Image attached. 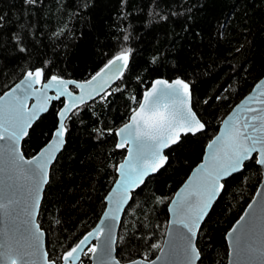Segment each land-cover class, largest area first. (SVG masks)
Here are the masks:
<instances>
[{"label": "trees", "instance_id": "1", "mask_svg": "<svg viewBox=\"0 0 264 264\" xmlns=\"http://www.w3.org/2000/svg\"><path fill=\"white\" fill-rule=\"evenodd\" d=\"M0 16V95L27 70L85 80L122 49L131 50L121 78L65 122V144L51 165L37 217L48 240L77 241L102 213L125 154L115 147V130L138 105L131 97L140 100L159 77L190 84L192 108L205 129L165 151L167 163L132 193L117 232L120 262L154 258L170 198L222 118L264 74V0H0ZM62 102L53 101L29 129L24 156L49 140ZM252 157L223 181L199 229V264L226 263L225 233L261 180Z\"/></svg>", "mask_w": 264, "mask_h": 264}, {"label": "snow or ice", "instance_id": "2", "mask_svg": "<svg viewBox=\"0 0 264 264\" xmlns=\"http://www.w3.org/2000/svg\"><path fill=\"white\" fill-rule=\"evenodd\" d=\"M25 2L34 4L36 0H25ZM0 20H3L2 16H0ZM125 40H127V36H125ZM130 53V49H122L91 80H86L83 83L64 80L59 75L48 77L44 68H35L33 71L27 72L24 80L12 90L13 92L20 91L23 86L21 94L13 96L11 100L0 105V141L5 142L6 157L13 164L20 162L16 168L17 177L33 178L37 189L47 182V165L54 158V153L63 146L64 136L68 131L65 120L71 118L69 114H77L74 109H78L79 104L86 103L85 95H88L89 99L92 98L86 89L95 84L106 69L116 66V70L122 74V69L128 66ZM119 78L115 74L112 76V79ZM45 80L47 82H43ZM36 84H40L41 87H33ZM70 84L80 88L82 94L74 96L68 88ZM50 88H55V96L47 95V90ZM102 91L103 86L98 90L93 89L96 95ZM114 91H120V89H114ZM9 95L7 92L4 93V96H0V101ZM28 95H36L38 98V104L33 105L30 109L25 107ZM61 97L68 99L64 103V107L57 113V127L52 133V140L40 155L24 159L18 150L19 141L29 134L28 130L40 118L41 114L47 112L49 102L59 100ZM100 99H104V97L101 96ZM131 99L138 103V107L132 110L128 122L115 133L120 137V141L116 143L115 147L117 149L127 148L128 151V156L116 168V171L120 173V179L115 181L117 187L113 189L114 193H118L115 207L112 213L105 212V219H102L100 224L88 232L79 243L63 254L61 258L64 264H75V261L79 259L78 253L87 254L82 252V246L93 237L100 239L104 233L108 235V240L105 241V254L110 256L111 232L116 220L115 213L120 210V205L127 201L129 188L138 187L144 183V178L150 173L161 169L168 161L163 150L182 142V135H195L205 129V124L197 118L196 113L192 110L190 86L180 78L171 82L164 79L154 80L152 87L144 92L143 99L137 100L135 96ZM248 111L255 112L257 110L248 109ZM260 111L264 112V109ZM250 119L260 121L259 125H250L247 119L243 125L239 121H235L229 125L224 136L217 137L209 143L208 148L212 149V152L206 157V162L198 167L195 177L189 178L190 183L186 184L177 193V198L172 201L174 207L170 208V211L173 212L176 219L170 221V224H175L177 227L174 229V237L170 243L173 250L178 251L182 256L185 264H195L199 258V251L194 239L201 222L208 214L212 201L224 187L220 180L228 177L232 172L240 170L244 161L253 158V152L259 153V157L255 158L256 163L264 165V116L254 115ZM93 131L102 135L104 131L111 133L112 129H93ZM24 165L28 167L25 168ZM158 200L162 202V198H158ZM6 207L7 205L0 204V209H6ZM38 207L39 197L37 195L32 199L31 206L26 209L27 216L33 217ZM251 207L252 205H249V208ZM244 220L245 217L242 216L240 221ZM240 221L237 223L240 224ZM32 226L36 231L26 230L25 245L15 249L9 246L6 251L0 253V256L8 264H17L18 259L23 261V264H28V260L25 258L36 255L40 241L39 226L34 222H32ZM252 231V222L243 225L239 230L233 229V233H237L235 236V255L237 257L257 253L256 249L244 247ZM177 241H180L178 247ZM152 247L157 248L159 245L153 244ZM87 251L96 253L97 248L93 245ZM157 259L160 258L157 257ZM46 264H57V262L50 260L46 261ZM114 264H120V261L114 260ZM128 264H141V261L130 260ZM144 264H148L146 259ZM151 264H155V262L153 261Z\"/></svg>", "mask_w": 264, "mask_h": 264}, {"label": "water", "instance_id": "3", "mask_svg": "<svg viewBox=\"0 0 264 264\" xmlns=\"http://www.w3.org/2000/svg\"><path fill=\"white\" fill-rule=\"evenodd\" d=\"M113 57H111L109 60H111ZM108 61L105 64H103L93 75H91L89 78H87L85 80H76L74 78H63V77H61V78L64 80L76 81L77 83H83L86 80H91V78L94 75H96L97 72H100V70L102 68H104V66L108 63ZM128 64H129V62H128ZM33 70H27L16 83H14L10 88L5 90L0 95V96H4V93H6V92L10 94L9 96L4 97L3 101H0V105H3L7 101L11 100L13 98V96H19L21 94V92L23 91V86H22L20 91L13 92L12 90L15 89V86L17 84H20V82L22 80H24L28 71H33ZM125 70H126V68H123L122 74H121V72H118L116 70V66H113L111 69H106L105 73L102 74L101 78H99L95 82V84L89 86L86 89V92L92 96V98L89 99L88 95H85L86 103L90 102L91 100H93V99L99 97L100 95H102L103 93H105L110 87H112L121 78V76L123 75ZM113 74H115L116 76H119L120 78L119 79H112ZM50 76H52V75H50ZM177 78H179V77L173 78V79L168 80V81L171 82L172 80H175ZM157 79L167 80L165 78L159 77V78L153 79L152 82L154 80H157ZM105 81H107V83H105ZM43 82H47V81L45 80ZM152 82L143 91L140 100L143 99L144 92L149 90L152 87ZM186 83H188V82H186ZM258 85H259V87H258ZM101 86H103V91L100 92L99 95H96L95 92H93V89L98 90ZM189 86H190V84H189ZM33 87L39 88V87H41V85L36 84V85H33ZM68 88L70 91H72L74 96H80L82 94L80 88L76 87L73 84L68 85ZM190 92H191V88H190ZM47 95L48 96H55L56 95L55 88L48 89ZM60 99H62L63 102H62V105L60 106V108L57 110V113L59 112V110L61 108L64 107V103L67 101L68 98L67 97H61ZM54 101H57V100H54ZM261 101H264V74L253 85L251 90L243 98H241L229 110V112L222 118V120L219 123L218 130H217L216 134L204 146V150H203L201 160L190 170L187 177L184 179V181L181 183V185L175 190L174 194L170 198L168 205H167L168 220H167V225H166L163 241H162V244H161L157 254L155 255V257L150 259V260H147L148 264H151V262H153V261L155 262V264H185V261L182 258V256L179 254L178 251L173 250L172 245L170 243V241H172V239L174 237V229L177 227V225H175V224H170V221H174L176 219L173 212L170 211V208L174 207V205H172V201L177 198V193L180 192L181 189L184 188L186 184L190 183L189 178L195 177V175L197 174L198 167L201 164L206 162V157L208 155H210L212 152V149L208 148L209 143L212 142L213 140H215L217 137L224 136L227 128L229 127V125L231 123H233L235 121H239V123L241 125H243V123L247 119L248 123L250 125L251 124L259 125L260 121H258V120L253 121L250 119V117H252L254 115L255 116H264V112L260 111L261 109H264V103H261ZM52 102L53 101L49 102L48 110H49ZM36 104H38L37 96L36 95H28V98L25 101V107L30 109L33 105H36ZM81 105H83V104H79L78 107ZM191 105H192V95H191ZM137 107H138V105H137ZM248 109H256L257 111L249 112ZM192 110H193V108H192ZM45 113H43V114H45ZM57 113H56V118L58 120ZM43 114H41V116ZM130 115H131V113H130ZM197 118H198V116H197ZM66 120H65V122H66ZM127 122H128V120L126 122H124L122 125H120L118 128H116V130L121 128ZM56 127H57V121H56L55 128L52 130V133L56 130ZM116 130H115V133H116ZM248 130L250 131V129H248ZM28 132H29V130H28ZM52 133H51L49 140L35 154H33L30 157L24 156V154L22 152L21 144H22L23 139L26 136L23 137V139L19 141L18 150L23 155L24 159H31L33 156L40 155L42 150H44L46 148V145H48L49 142L52 140ZM190 135H193V134H190ZM65 136H66V134H65ZM65 136H64V144H65ZM115 136H116V143H118L120 141V137L117 136L116 134H115ZM182 136H184V135H182ZM116 143H115V145H116ZM64 144H63V146H64ZM63 146L60 147L59 151H56L54 153V158L47 165V182L43 183L42 186L39 189H37L36 188V182L33 178L25 177V176L17 177L16 168L20 162H17V164H13L6 157V155H5V152H6L5 142L0 141V204L7 205L6 209H0V253H3L4 251H6V249L9 246L15 249V248L21 247L22 245H25L26 240L24 237L26 236V230L31 229L32 232L36 231L35 227L32 226V222H34L35 225L39 226V224L37 222V217H38V213H39L40 203H41V200L43 197V192H44L45 186L49 180L50 168H51V165L54 163L56 157L58 156V154L62 150ZM123 149H125V154H124L122 160L120 162H118V164L116 165V168L128 156L127 148H123ZM167 149L163 150L164 155H166L165 151ZM253 155L255 156V158L259 157L258 152H253L252 156ZM243 165H244V163H243ZM257 165L259 166L260 171H261V180H260L251 200L245 206V208L243 209L240 216L236 219V221L232 224V226L225 233V241H226V246H227V258H226L225 264H264V165H259V164H257ZM24 167L27 168L28 166L24 165ZM161 169H159V170H161ZM242 169H243V166L240 168V170L232 172L231 175L240 172ZM157 172L150 173L147 177L144 178V182L149 176L156 174ZM115 173H116V178L113 181L109 190L107 191L106 195L104 196V209H103L102 213L100 214L99 218L97 219V221L95 222L93 227L90 228L77 241V243H79V241L81 239H83V237L85 235H87L88 232L92 231L98 224H100L102 219H105V217H104L105 212L112 213V211L115 207V201L118 197V193H114L113 189L117 187L115 181L120 179V173L117 172L116 169H115ZM231 175H229L226 178H222L220 180V183L223 184V181L226 180L227 178H229ZM10 177H11V179H10ZM140 186H142V184H140L138 187L129 188L127 201L125 203L121 204L120 210L115 213L116 220L113 224V228H112V232H111V255L108 256L105 254V241L108 240L107 233L102 234L100 239H96L95 237L91 238L87 244L82 246V252L92 242L94 243V246L97 248V252L91 253V255L89 257L90 264H114V260H118L116 257L115 244H116V238H117V232H118L120 220H121L122 214H123L126 206L128 205V203L131 199L132 193L135 190H137ZM221 191H222V189L218 192L217 196L212 201L210 209L212 208L214 202L216 201V199L220 195ZM37 195L39 197V207L36 210L34 216L29 218L27 216L26 209L31 206L32 199ZM10 201H11V203H10ZM249 205H252V207L249 208ZM210 209H209V211H210ZM209 211H208V213H209ZM206 216H205V218H206ZM242 216L245 217L244 221H240V218ZM203 221L201 222L200 227H201ZM237 221H240V224H238ZM249 222H252V224H253V231L250 233V238L248 239V241L244 245V247L245 248L251 247V248L256 249L258 251L255 255L244 254V255L237 257L235 255V236L237 235V233H233V229L236 228L239 230V229H241V227L243 225H247ZM200 227H199V229H200ZM199 229L197 230V235H198ZM230 233H232V234L230 235ZM39 234H40L39 250L37 251L35 256H29V257L25 258L26 260H28V263L29 262H36L38 259H42V256L44 253L45 234H44V231L40 228V226H39ZM197 235L194 239L195 245H196ZM179 244H180V241H177V247L179 246ZM196 248H197V246H196ZM25 250H30V249H25ZM197 250H198V248H197ZM81 254L82 253H78L79 259L81 257ZM157 257H159L160 259H157ZM199 258H200V253H199ZM199 258L195 261V264H199ZM79 259L75 261V264L78 263ZM2 260H3V257L0 256V261H2ZM135 260L141 261V264H144V261H145V260L140 259V258L135 259ZM18 261L20 262V264H23V261H21L19 259H18ZM128 262L129 261L120 262V264H128Z\"/></svg>", "mask_w": 264, "mask_h": 264}, {"label": "flooded vegetation", "instance_id": "4", "mask_svg": "<svg viewBox=\"0 0 264 264\" xmlns=\"http://www.w3.org/2000/svg\"><path fill=\"white\" fill-rule=\"evenodd\" d=\"M77 241L70 243H65L64 241H51L48 240L45 235L44 253L42 259H38L36 262H29L28 264H46V261H50V260H55L57 264H64V261L61 257L66 251L70 250L71 247L75 246L77 244ZM93 245L94 243L92 242L86 249H84L83 253H87V254L86 255L81 254V257L77 264H90L89 257L91 255V252H88L87 249L89 247H92ZM0 264H8V262L2 260L0 261ZM17 264H20L18 260H17Z\"/></svg>", "mask_w": 264, "mask_h": 264}]
</instances>
